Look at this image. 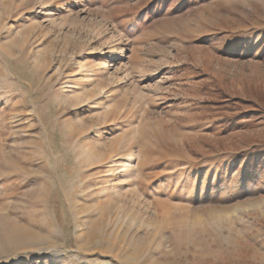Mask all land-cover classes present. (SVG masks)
Returning a JSON list of instances; mask_svg holds the SVG:
<instances>
[{
	"label": "rangeland",
	"instance_id": "374dc122",
	"mask_svg": "<svg viewBox=\"0 0 264 264\" xmlns=\"http://www.w3.org/2000/svg\"><path fill=\"white\" fill-rule=\"evenodd\" d=\"M0 264H264V0H0Z\"/></svg>",
	"mask_w": 264,
	"mask_h": 264
},
{
	"label": "trees",
	"instance_id": "16d2710c",
	"mask_svg": "<svg viewBox=\"0 0 264 264\" xmlns=\"http://www.w3.org/2000/svg\"><path fill=\"white\" fill-rule=\"evenodd\" d=\"M206 106L208 108L215 107L219 110L221 114L219 115L221 116L220 124L224 129L232 127L239 128L243 125V119H248L251 116L259 118L263 114L257 103L241 98L228 99L227 97H222L220 99L208 101ZM244 110H249L247 112L250 113L247 115Z\"/></svg>",
	"mask_w": 264,
	"mask_h": 264
}]
</instances>
